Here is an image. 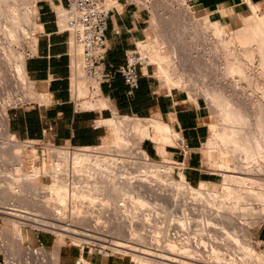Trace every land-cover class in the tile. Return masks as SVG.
Here are the masks:
<instances>
[{
    "label": "bare ground",
    "instance_id": "obj_1",
    "mask_svg": "<svg viewBox=\"0 0 264 264\" xmlns=\"http://www.w3.org/2000/svg\"><path fill=\"white\" fill-rule=\"evenodd\" d=\"M32 4L34 5V3ZM33 5H31L30 0H0V29L4 34V44H6V48L4 46L3 50L0 51V67L3 65L4 67L10 66V60H13L11 63L14 62V65L12 64L14 72L11 73V77L4 76L6 80H11V83L13 80L22 85L27 80L23 65L24 54L17 50L18 48L16 51L13 45L28 35L29 16L35 11ZM251 5L255 4L251 3ZM255 9L247 14H242L237 21L238 26L233 31H227V25L211 14H208L211 16L210 18L207 16L205 19V16L203 22L196 19L197 23H195L198 25L197 28L200 26L204 32L208 29L212 31L215 36L213 38L216 39V43H213L215 52L218 48L220 50V47L224 50V53L221 52L225 55L223 58L226 62L224 65L226 72L233 75V72H236L235 74L240 73V77L242 75V78L245 79L248 76L251 77L250 72L245 71L247 65L245 66V63L240 60L242 59L241 56L240 59L238 58L239 56L236 55L238 50L236 51V47H231V45L237 42L239 46H243V53L248 56V60L250 58V61L254 57L253 53L259 51L261 70H258L262 71L264 75V15L259 17L260 15L255 13ZM154 17L156 16L154 15ZM190 23L194 22L191 21ZM150 24L151 27L154 25H152V21ZM194 26L192 27L194 28ZM148 32L149 28L139 37L137 45H141L150 53V60L157 64V76L164 78L169 84L182 83L184 82L182 79H186L185 83L187 81L191 85L194 84L191 80L193 79L191 73H189L191 76L187 74V71L180 74L182 70L185 72V67L182 69V66L180 69L167 51L166 53L161 52L166 49L160 47L165 45V42L162 44L163 38L160 39L162 37L160 32L158 38L151 39L147 37ZM155 36L157 37V34ZM206 37L204 38L206 39ZM165 40L167 41L166 38ZM253 44L258 49L257 51L253 48ZM158 47L161 48V51L158 50L160 49ZM255 61L257 62V60ZM250 66L252 67V65ZM144 71H146V67H144ZM245 72L248 73L247 77ZM227 73L225 74L227 75ZM252 75L254 78V74ZM4 78L2 77V79ZM82 78L84 77L81 71L78 75L74 73L71 76L70 84L74 98L93 88L92 91L97 95V98L88 100L84 105L89 108L108 105L106 100L101 97L98 98L100 90L97 83L89 84ZM5 83L9 85V88L11 87L7 81ZM31 86L28 87L29 90ZM216 88L214 90L208 88L210 90L208 91L206 87L205 93L207 92L209 97L213 96L210 98L211 100H213L212 98L216 100L217 106L219 105L220 107H218L222 111L221 114L224 113L223 116L225 115V117H221L230 116L241 120L243 114L240 112L241 109L240 111L236 110L237 105L233 110H229L228 106L231 107V103L228 102L230 99H227L228 96L226 97L223 91L224 87H222L224 94L221 89ZM262 95L264 96L263 93ZM12 96L15 98V94ZM7 97L6 99H9L11 95ZM4 102L7 103L6 100ZM261 116H258V120H256L258 133H250L248 136L245 134L241 137H235L228 128L230 131L226 130L225 127L223 129L217 127L218 129H216V125L211 126L212 134L204 141L206 145L203 155L210 166H217L216 169L215 167H207L208 170H213L211 172L219 170L223 179L220 183L200 181L197 185L186 180L182 172L179 180L172 176L173 169L169 165L170 161L164 158L165 146L174 144L173 139L177 138L178 134L167 123L155 116L139 117L136 115L132 119L130 115L124 114L120 118L119 116L110 117L105 122L111 126L113 132L111 142L104 140L101 146L83 148L49 145L40 165L35 164V160L39 158L35 146L30 143L31 149L27 153L25 151L27 145L20 142L18 137L10 132V135L4 137L1 142L3 144L0 145V154L7 152L4 153L7 155L10 153V156L7 155L10 160L7 158L5 161L0 157V177L3 176V181L0 178V181L3 182L0 183V212L9 215L6 218L9 220L7 221L9 228L7 231L10 232L7 234L8 236L6 235L9 244L7 243V247L4 246L5 250L11 254L10 250H13L14 247L16 254H28L27 248H20L23 239L20 225L36 222L58 237L57 243L50 251L53 256H49L54 258L52 264H57L59 245L65 236L76 237V235H80L77 238L92 236L88 231L90 229L82 227L85 221L88 222L90 214H86L74 205H71L69 210L67 204L73 203L75 198L81 197L91 201H99L97 195L102 193L104 189L105 196L104 199H101L103 201L102 209L117 214L118 211L122 210L121 206H124V215L127 214V216L115 217L111 223L110 234L116 233L117 235L118 232L120 235L124 229V233L121 235L123 238L126 235L127 238L124 239L125 241L114 239L118 240L114 244L121 247L118 248L119 250L124 248V253H129L135 264H232L223 260L227 253L221 251L222 244L223 246L224 244L227 245L226 249L235 245L242 249L249 258L259 260L258 264H264V252L256 250L248 238L250 226L264 219V119ZM0 119L1 125L3 124V127L0 125L1 133L4 132L6 135V110L0 111ZM141 119H145L144 123ZM229 119L231 120V118ZM129 134L134 136H127ZM145 139H149L155 144L157 153L163 157L162 160L152 159L140 147V142ZM216 146L218 151L214 153ZM238 153H242L243 158L247 162H251V165L246 164L247 162L241 165L240 161H237L235 166L231 168L228 162L236 161ZM46 155L49 157L48 160ZM44 176L50 178L49 182L41 183ZM42 197L44 198L41 199ZM131 206L135 208V211L130 210ZM97 208L100 209L101 207ZM32 210L43 212L47 215L44 216L46 219L27 215V213L38 215ZM126 211L135 214L129 215ZM171 223L179 224L184 232L175 231V235L172 236L171 233L173 232H170ZM212 225L213 227H211ZM175 228L177 230V226ZM214 229L216 232L219 229V232L213 233L212 230ZM123 234L125 235L123 236ZM147 237L152 241H149L148 244L143 243L144 240H148ZM110 241L112 243V240ZM11 245L13 247H10ZM1 247L3 245L0 246V250L3 249ZM45 250L44 247H40L32 251L39 255L41 252L45 254ZM205 253L207 254L204 255ZM19 261H16L18 263L10 262L13 264H30L27 263L28 260L26 259Z\"/></svg>",
    "mask_w": 264,
    "mask_h": 264
},
{
    "label": "crops",
    "instance_id": "obj_2",
    "mask_svg": "<svg viewBox=\"0 0 264 264\" xmlns=\"http://www.w3.org/2000/svg\"><path fill=\"white\" fill-rule=\"evenodd\" d=\"M260 1L194 0V3L201 11L211 13L234 11ZM33 3L36 30L23 65L33 88L45 97L42 102H27L8 109L7 128L11 133L23 139L48 140L55 144L95 146L108 133L105 120L115 113L155 116L178 134L176 144L165 146L167 156L179 164L175 168L177 172L181 171L193 184L212 181L213 175L203 169L199 150L208 135L209 109L203 97L194 99L184 89L161 85L146 67V71L142 68L139 87L133 93H128L122 75L115 73L99 85L98 98L106 100L108 105L78 107L70 84L72 46L63 14L67 0H33ZM107 7L103 73L124 64L126 51L137 46L139 37L148 31L149 21L148 11L133 1L109 0ZM141 146L148 155L160 157L151 140H143ZM252 237L264 244V219L252 228ZM85 261L87 264H129L122 255H105L87 246L63 244L59 248L57 264H86Z\"/></svg>",
    "mask_w": 264,
    "mask_h": 264
},
{
    "label": "rangeland",
    "instance_id": "obj_3",
    "mask_svg": "<svg viewBox=\"0 0 264 264\" xmlns=\"http://www.w3.org/2000/svg\"><path fill=\"white\" fill-rule=\"evenodd\" d=\"M129 1L135 2L136 4H138L139 6L143 7L144 9H146L148 11V13H149V21H148L149 32L147 33V37H149L151 39V38H158L161 35L162 37H160V39L163 38L162 44H164V42H165V45L161 44L162 46H160V47L165 48L166 50L162 49L163 51H161L160 47H158V48H160L158 50H160L163 53H166V51H167L168 54L170 55V57L173 58V60L175 61V63L177 64V66L180 69L182 68V66H183L182 69H184V67L186 68L185 72H184V70L180 71V69H178V71L182 72L180 74L186 73V71H187V74H189V73L192 74V76H191V74H189L193 78V79H191L192 82L194 83L192 85L189 84L187 81L185 83L186 79H182L184 82L179 83V84L167 83L164 78L157 76V74H156L157 64L155 63V61L150 60V53L147 52V50L145 48L141 47V45H137L139 50L146 57V63L148 64L147 65L148 69L154 73V75L159 80L161 85H164L167 87H177L180 89H184L189 93L190 97L194 98V99L198 96H201L205 99V101L208 105V109H209L208 116L206 117V123L208 126L207 138L210 137L212 134V129H211L212 125H216L215 126L216 129H218V128L223 129V127H225L226 130L230 129L231 131L230 130H228V131H230V133H232V135L235 137H241L242 135H245V134L248 136L250 133L251 134L258 133V128H257L258 126L256 124V122H257L256 120H258V116H261V115H262L261 118L264 119L263 118V115H264V96L262 95V93L264 94V91H263V88H264L263 76L264 75H263L262 71H260L261 67L259 64L260 57H259V51H257L258 49H256L254 44L252 45L253 48H255V50L258 53L254 52L255 50L253 49L254 57L251 58V61H250V58L248 60V56L243 53V51H244L243 46H241V45L239 46V44H237V42H235L233 45H231V47L232 46L236 47V51L237 50L238 51L236 52L237 54L236 53L235 54L237 56H239L238 57L239 59L241 56L242 59H240V60H242V62L245 63V64L243 63L245 66L247 65V69L251 68L250 69L251 71L247 70L245 68L246 72H248V71L250 72V73L249 72L248 73H249V75H251V77L248 76V73H246V72H245L246 77L248 76L250 79L248 77L246 79L242 78V75L240 77V73L235 74L236 72H233L234 75L231 73L228 74L225 70L226 66H224V65H226L225 59L223 58L225 56V55H223L224 50H222L220 46H218V47H220V50L218 48L219 51L217 50V52H215V50H214L213 43L214 42L216 43V39L213 38L215 36L212 34V31L210 29H208V31L206 30L205 31L206 33H205L204 30L200 26H199V28H197L198 25H195V23H197L196 19H198L199 22H203L205 16H206L205 19L207 18V16L209 18L211 16H216L218 19H220V21L222 23H225L227 25V27H226L227 31H233L238 26L237 21L239 20V17H241L242 14H247L248 12H251V11H253V9L256 8L254 10L255 13L258 16L260 15L259 17H261V15L263 16L264 15V0H262L258 3H255V5L250 4L249 7L239 8V9H236L234 11L233 10L218 11V12H213V13L201 11L199 9V7L194 3V0H129ZM30 2L32 5L33 0L32 1L30 0ZM182 2H183V4H182ZM105 5L106 6L109 5V0L105 1ZM208 14H211V16ZM154 15L156 17H154ZM153 18L156 19L157 22H154L156 20H154ZM151 21H152V25L153 24L155 25V23H156V25H155L156 29H155L154 25L151 27V24H150ZM191 21H193L194 23L189 24V22H191ZM191 25L192 26L195 25L194 28ZM194 29L196 32L194 31ZM35 30H36V24H35V20H34V14L32 13L29 16V23H28V32L29 33H27L28 35L26 37H24L25 39L22 38L21 40H18L20 43L19 42L14 43L13 46H14L15 50H16V48H18L17 50L23 52V54L26 55L27 48L31 47V45H32L33 32ZM202 30H203V33H202ZM159 32H160V35H159ZM195 33H197V34H195ZM156 34H157V37L155 36ZM193 34H195V35H193ZM3 36H4V34L1 32V29H0V51L3 50L4 46L6 45V44H4L5 37H3ZM203 36L204 37L207 36L208 39L206 37V39H207L206 40ZM164 37L167 39V41H170V42H167ZM211 39H213L214 41ZM5 48H6V46H5ZM78 49L79 50L81 49L80 46ZM174 51H176V52H174ZM221 51H223V53ZM239 51L242 52L243 54L240 53ZM238 53H239V55H238ZM241 54L244 56L246 55L245 57H247V58L243 57ZM237 56H236V58H237ZM254 58H256L255 60H257V62L254 60ZM239 59H237V60H239ZM243 59H244V61H243ZM252 59H253V61H252ZM11 61H13V60H10V66L8 65L7 67L6 66L4 67V65H3L2 67H0V69H1V71H0L1 72L0 73V82H1L0 83V111H2L3 109L6 110L7 115H8V109L12 106H16L19 104H24L26 102H32V101L42 102V101H44V97H45L43 94H39L36 92V90L33 88L32 82L28 79V77H27L26 83H23L22 85L17 84L13 80H12V83H11V80H8V79L6 80V77L7 76L11 77V73L14 72V70H13V65H14L13 63L14 62L11 63ZM250 65H252V67H254V68H252ZM255 67L256 68L258 67V68L256 69ZM258 69H260V70H258ZM223 71H225V72H223ZM259 72H261L260 73L261 75L259 74ZM225 73H227V75ZM201 74H202V76H201ZM252 74H254V78H252V76H253ZM257 74H258V76H257ZM4 76H6V77L4 78ZM260 76H262V77H260ZM2 77L10 84V86H11L10 88H9V85L7 83H5L6 81L4 79H2ZM82 79L89 84L94 82L93 79H91L90 77H84ZM31 84H32V86H31ZM194 85H196V86H194ZM209 85L211 87H208ZM218 85H219V87H218ZM6 86L13 93L10 92ZM29 86H31L30 90L28 89ZM205 86L207 87L208 91L214 90L216 87H218L216 89H221V92L224 89L223 91L226 94V97L227 96L229 97V98L227 97V99H230V100H228V102L230 101L229 103H231V107L228 106L229 110H233L234 108H236V105H237L236 110L240 111V109H241L240 112L243 114V118L241 120L238 118L230 117V116L227 118H223V117H225V115L223 116L224 113L221 114L222 111H220L221 110L219 108L220 106L219 105H218L219 107L217 106L218 103L216 102V100L214 98H212L213 100H211L210 98L213 96L210 94L211 96L209 97L208 96L209 94L207 92L205 93V90H206ZM212 86H213V88H212ZM261 86H262V89H261ZM222 87H224V88L222 89ZM22 88H24V89H22ZM6 89H8V90H6ZM92 89L93 88H91V90H89L88 92H85L82 95L79 94L77 97L74 98V100L79 103V105L77 104L78 107L88 108L84 105V103H86L88 100H95L97 98V95L94 94ZM8 91H9V93H7ZM6 94H8V95H6ZM12 94H15V98H13L14 96H12ZM10 95L13 99L11 97L9 99H6V98H8L7 96H10ZM4 96H6V97L4 98ZM5 100L7 103L4 102ZM4 105H5V107H4ZM228 105H230V104H228ZM2 107H3V109H2ZM121 115L122 114L115 113L113 116H119V118H120ZM130 116L132 117V119H134L136 115H130ZM221 116H223V117H221ZM229 118H231V120ZM234 119H236V120H234ZM141 120L144 123L145 119H141ZM1 123H2V121H0V125H1ZM105 123L108 127V133L103 138V140L95 146H101V144L104 142V140H106V142H111L113 140V132H112L111 126L107 122H105ZM1 126L3 127V124ZM0 129H1V127H0ZM1 132H2V130H0V139H1L0 145L3 144L1 142L4 140V137L6 138V136L10 135V131L8 130V128L6 131L7 132L6 135L4 132H3L4 135H2L3 133H1ZM127 133L128 132L126 131V134ZM127 136L133 137L134 135L129 134ZM18 139L20 140V142L25 143L27 145L25 148V151L27 153H29L30 149H31L30 143H32L35 146L37 153L39 155V158L35 160V164H38V165H40L42 163L41 160H43L42 150L44 149V146H47V144L51 145L53 143V142H50L48 140H30V139H23L21 137H18ZM177 140H178V137L173 139V143L176 144ZM141 144H142V142H140V147L142 148ZM205 145H206L205 142L202 143L199 150H200L201 155H202L203 169L205 171H207L208 173H210L211 175H213V177H214L212 179V181H208V182L209 183L210 182L220 183V182H222V179H223L222 175L220 174L221 172L219 170H214V172H211V171H213L211 169L208 170L209 167H213V168L215 167V169H216L217 166H210L208 164L206 158L203 155V150L205 149L204 148ZM217 149H218V147L216 146L214 148V153L216 151H218ZM4 153H7V152H4ZM4 153L0 154L1 159L6 161L8 158L10 160V157H9L10 153L7 154L9 156H7ZM237 156H238L237 159H240V160L236 159V161L234 160L235 161L234 162L233 160L230 159L231 161L228 162L231 168H233L235 166L234 164L237 161H240L239 163H241V165H244L245 164L244 162H247V160H245V158H243L242 153H238ZM150 157L154 160H157V161L158 160L160 161L163 159V157H161V156L159 157L158 155L157 156H150ZM164 158L168 159L170 161L169 165L172 166V169H173L172 170V176L178 180L181 179V176H180L181 171L177 172V170L174 169V164L172 163L171 158H169L167 156V154H165ZM3 160H1V161H3ZM242 163H244V164H242ZM246 164L251 165V162L250 163L247 162ZM216 171H217V173H216ZM0 178L2 179L3 176ZM49 180H50V178L44 176V179H43V181H41V183H47V182H49ZM2 181H3V179H2ZM2 181H0V183H3ZM191 184H193V183H191ZM197 184H193V185H197ZM130 210H132V212H133V211H135V208H132V206H131ZM136 210H137V208H136ZM129 212H131V211H129ZM129 212H127V213H129ZM131 214H135V213H129V215H131ZM7 216H9V215H6V214L0 212V236H1L0 242H2L1 245H3V247H1L3 249L0 250V264H7V263L10 264L12 261H14V263H18V262H16L17 260L19 261V260H23V259L28 260L27 263H30V264H31V262H32V264H52L53 263L52 260L54 258H51L53 255H52V253L50 254V251L52 248H54L53 247V246H55L54 244L57 243L58 237L49 229L35 227V226L28 224V223L27 224L22 223L20 225L21 226V232L23 234V239H22V243L20 244V248L21 249L27 248L29 250V253L28 254L27 253L26 254H23V253L16 254L14 252V247L11 245L10 247H13V250H10L11 254H8L9 252H7V250H5V247H4V246L9 244V240L7 239V236H8L7 234L10 232L7 231L9 229L8 228V222H7L9 220L6 218ZM125 216H127V214L124 215V217ZM129 217H131V216H129ZM261 221L262 220H260L259 222L257 221L255 224L253 223L254 225L252 224L250 226V228H249L250 235L248 238H249L251 245L254 246V248L256 250L264 252V244H260L259 242L255 241L252 237V228L255 225L259 224ZM174 224H175V226H174ZM176 226H177V230H178L180 227L179 224L178 225L176 223L170 224V227L173 228L172 229L173 231L171 230V232L176 231L175 230ZM211 227H213V225ZM218 230H217V232L215 229L212 231H213V233H218L219 232ZM122 233H124V229L120 233V235L118 234V232H117V235L115 233L114 239L120 240L122 237V235H121ZM124 235L125 234H123V236ZM76 236H78V235H76ZM125 236H124V238L122 237L121 241H123L124 239L127 238ZM128 236L130 237V234H128ZM172 236H173V234H172ZM134 237H136V236H134ZM147 239L148 240L147 241L144 240L143 243L146 242V244H148L149 241L150 242L152 241L148 237H147ZM1 240H3V241H1ZM3 242L5 243V245ZM72 242L77 243L79 241H77L73 238H70V237H64L62 243L59 245V248L63 244H72ZM226 246H227L226 244H224V246L222 244L221 251L227 253L225 255V258L223 259L227 263L231 262L232 264H252V263L258 264L260 262L259 260L256 261L254 258L252 259V257L249 258V256H247L243 253L242 249L237 248L235 245H232L231 247H227V249L225 248ZM39 247H44V249H46L45 251L47 253L45 252V254H43V252H41L38 255L32 251L33 249H36V248L39 249ZM121 250L120 251L113 250V252L119 253V254L123 255L124 257H126L128 259L129 264H135V261L132 259V256L129 253H124L123 248ZM206 254L207 253H205L204 255H206ZM50 255H52V256L49 257ZM209 257H211V256H209ZM8 259H10V260H8ZM19 262L21 263V261H19ZM11 264H13V263H11Z\"/></svg>",
    "mask_w": 264,
    "mask_h": 264
},
{
    "label": "built area",
    "instance_id": "obj_4",
    "mask_svg": "<svg viewBox=\"0 0 264 264\" xmlns=\"http://www.w3.org/2000/svg\"><path fill=\"white\" fill-rule=\"evenodd\" d=\"M63 14L65 17V29L68 32L69 41L72 46L69 63L70 79L74 73L78 75L79 71H81L83 77H90L94 82L97 83L99 87L103 80H109V78L113 77L115 73H120L128 87V93H133L139 87V79L142 68L147 67L148 65L146 63V57L139 50L138 46L126 51L125 62L120 67L112 69L106 73H103L101 70V65L107 51V39L105 33L108 7L105 5V0H67V4L63 9ZM79 46L81 48L80 50L78 49ZM182 142L183 141L180 140V143ZM51 145L56 147L70 146L71 148L87 147L55 143H52ZM47 146H44V149L42 150V158L45 157V150H47ZM48 159L49 157L47 156V160ZM172 163L174 164V169L176 168V165H179L174 162ZM104 196L105 190L103 189L102 193L97 195L99 201H91L88 198L81 197L75 198L73 203L67 204V208L69 210L71 205H74L77 206V208H80L86 214H90L88 222L85 221L82 224V227L90 229L88 231L92 234L91 237L81 236L83 238H77L80 236L78 235L76 237L70 238L79 241L77 243L72 242L73 245H78L81 247L87 246L89 249L98 250L105 255H121L119 253H114L112 250L117 248L114 250L120 251L121 249L119 250L118 248L121 247L115 245V242L117 241L114 240L115 233L110 234V231L111 223L115 217L120 215L124 216V206H121L122 210L118 211L117 214L116 212L113 214L111 211H105L102 209L103 201H101V199H104ZM43 198L44 197L41 199ZM97 207L101 208L98 209ZM32 211L36 212L38 215H33L30 213H27V215L34 216L35 218L39 219H46L45 217L47 215L43 212L34 210ZM28 224L47 229L43 227V225L36 222H31ZM172 229L173 228H170V230ZM176 231L178 233L184 232L181 227ZM174 232L171 233V235L173 234L174 236ZM109 239L112 240V243Z\"/></svg>",
    "mask_w": 264,
    "mask_h": 264
}]
</instances>
